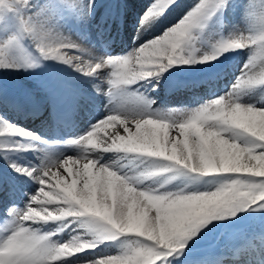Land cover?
Instances as JSON below:
<instances>
[{
	"label": "snow or ice",
	"instance_id": "snow-or-ice-1",
	"mask_svg": "<svg viewBox=\"0 0 264 264\" xmlns=\"http://www.w3.org/2000/svg\"><path fill=\"white\" fill-rule=\"evenodd\" d=\"M173 2L154 0L142 21L162 14ZM224 2L200 0L163 35L133 53L81 63L77 67L88 74L110 68L109 83L119 90L123 85L159 75L175 63H188L190 57L185 47L192 39V30ZM261 20L264 21V16ZM248 46L264 52V23L258 35L237 33L222 41L216 53L202 54V59H214L226 50ZM75 47L78 45L74 43H49L41 51L70 62L79 59L67 56L66 50ZM256 85H264V60L257 65L255 57L250 56L231 92L188 114L179 118L161 117L151 113L146 104L122 107L116 111L118 115L99 120L74 141L84 147L81 156L86 160L91 145L98 153L123 152L169 162L156 165L153 171L122 174L96 158L76 171L68 167L73 177L70 182L58 171L51 173L55 184L45 191L50 170L59 169L61 160L42 169L18 167L17 171L38 181L39 189L30 196L24 210H13L14 219L0 234V264H59L64 258L119 237H128L119 254L96 259L91 264H165L169 256L184 249L187 240L209 221L235 216L242 209L264 208V108L242 104L236 98L240 89ZM130 121L135 132L128 127ZM117 123L127 135L116 132L108 138L110 142L93 143L95 129ZM173 130L176 135L171 137ZM5 134L32 135L0 120V135ZM70 159L63 163L67 165ZM174 169L226 178L214 190L188 193L140 186L144 177ZM69 217L84 218L83 226L92 238L75 235L67 243H54L51 240L54 233H41L32 227L34 223ZM218 264H223V258Z\"/></svg>",
	"mask_w": 264,
	"mask_h": 264
},
{
	"label": "rangeland",
	"instance_id": "rangeland-1",
	"mask_svg": "<svg viewBox=\"0 0 264 264\" xmlns=\"http://www.w3.org/2000/svg\"><path fill=\"white\" fill-rule=\"evenodd\" d=\"M123 1L128 3L132 0ZM135 1L136 0H133V3ZM153 2L154 0H137L135 4L134 13L135 17L138 19L136 28H139L145 33L138 40L137 49L147 42H150L153 38L163 35L166 30L170 29L181 20V18L185 17L200 0H174L162 14L150 16L142 21V17L145 16L146 10ZM111 3L115 5V8L114 6L113 8L118 15V11L121 10L119 9L120 5H122L121 0H5L3 4H0V120L16 126L22 131L27 130L26 132L37 135L30 131L26 125V123H29L26 116H28L29 111H32V107L33 111L34 109H42V107H45V111H47V109L49 110L50 108V103L57 100L58 96H62L61 98L64 99L71 98L69 95L60 91L61 89L59 90L60 81L56 77L57 73L53 71V68L56 69L58 66V68L61 69L57 72H60L64 69L65 65H69L70 68H72L81 64L75 61V59L69 62L50 55H45V53L41 51V48L46 47L49 43H74L78 46L85 45V47L91 50L96 47L100 48L98 41V43H96V41H91L94 34L97 33L92 21L97 19L99 21L98 23L101 25L106 19L105 17L110 16ZM224 3L217 7L198 27L192 30V39L185 47V51L189 53L190 62L175 63L167 67L168 71L175 68V71L178 73L171 77V79L181 74L184 77L186 76L185 79L189 81L182 82L179 85H171L169 82H163L165 75L163 71L157 76L161 80L159 81V85L162 87V92L166 93V91L186 87V84L196 83L197 78L191 80L193 79L191 75L196 74L197 76L202 73L207 74L208 72H216L214 67H217L219 63L225 61V63L228 64L227 82L215 92L208 93V95L214 96L208 98L209 100L203 101V97H206V95H203L202 98L197 97L193 101L190 99L186 100L183 104L176 102L171 105H165L156 108L154 111L155 115L161 117L171 115L179 118L181 115L188 114L210 101L228 94L236 84L238 77L241 76L242 69L250 56L255 57L257 65L264 60V52L258 47L251 46L238 49V51L237 49L234 50L236 52L226 50L222 54H217L214 59H202V54L216 53L217 46L222 41L233 37L237 33H244L245 36L250 34L254 35L246 29V25H244V22L240 18L236 22L228 21L224 24ZM75 5L76 7L78 6L77 8L79 11L77 10L78 12L72 15L73 13L70 9L71 7H75ZM261 12L264 13V8H262ZM260 18L261 17H258L257 20ZM123 20H125V18ZM73 25L75 26L74 30L79 39H74L72 41L66 39L65 36L67 32L70 33L73 31V29H71ZM134 51L136 50L130 49L128 55ZM67 56H77L81 59L85 58L86 60L90 59V55L83 53L79 49H69L67 51ZM40 57L43 58V63L39 61ZM45 64H47V66ZM78 81L79 80L75 78L74 82ZM80 86L81 87H78L76 90L79 98H83L81 96L82 93L87 94L89 91H95L91 88ZM123 90L122 88L119 90L114 88L112 103L115 107H118L117 111L122 107L145 104V96L143 94L135 93L136 91L133 89L130 91ZM236 98L242 104L264 108V85L240 89ZM109 113L112 114L111 112ZM114 114L118 115L116 111ZM21 123H24L26 126ZM108 126L110 127L107 128L105 125H102L97 129L92 137L94 142H110L108 138L116 132L120 135H127L123 126L119 123L115 126L108 124ZM128 127L132 132H135L134 124L129 122ZM102 131H104L106 135L103 136ZM175 135L176 132L174 130L170 132L171 137ZM48 137V139H50L49 141L52 142L47 141L49 142L47 144L56 143L58 141L54 136ZM26 140L25 136L19 134L0 135L1 216H8L9 213L17 207L18 210H24L29 203L30 196L35 194L39 189L37 180L35 183V181L31 180V176L17 171V168L12 166L18 163L17 160L20 158L19 156L22 152L20 150L26 147L24 143ZM30 141V144L36 143L32 140ZM38 153L42 154L41 152ZM113 154L115 157L111 158L109 165H112L115 170L122 174L137 175L140 172L155 170L156 165H166L169 163L162 158H150L138 154H127L123 152H113ZM42 156L43 155L39 157ZM74 157L76 158L68 160L67 165L63 163V160H66L65 158L60 159V168H53L54 172L52 173L58 171L61 176L67 177L70 182L73 177L68 173L67 168L71 167L73 171L82 169L83 164L90 160V158L86 160L83 157ZM100 162L103 163L102 161ZM44 163L47 165L51 164L48 162ZM96 167L97 166L94 165L93 170H96ZM225 178L224 175H211V177L202 180H192V178L186 176L183 171L174 169L170 172H158L155 175L144 177L140 186L143 188H158L160 191L168 192L182 190L188 193L193 191L214 190L217 184ZM54 184L55 177L50 176L45 186V191L50 190ZM49 210H53V207L49 206ZM243 210L245 209L238 211L236 215ZM230 217L235 216H225L222 219H214L209 221L207 225L199 228L196 234L187 240L185 248L169 256L165 264H218L220 258H223V264H264V227L259 223V219L257 220V218H254L246 223L244 227L247 229V232H250L246 239L247 243L243 245L236 244L235 246L229 244L225 240L227 222L230 220ZM83 221L84 218L82 217H69L53 220L51 223L52 227H46L49 228V233L59 225L61 228L66 227L63 231L64 235L69 237V240L75 235L92 238L91 233L83 226ZM9 225L10 222L8 223L7 220L5 221L4 218L0 217V227L4 229V231ZM36 229L40 231V229ZM41 233H47V231L43 229ZM212 238H216L220 242L219 249L216 253L211 254L207 251L200 252L199 250L201 248H199V245L204 244V242ZM127 239L128 237H119L115 240H105L99 243L94 251L88 252L89 254L85 257L86 260L81 259L80 264H91L90 262L96 259L119 254ZM52 242L54 241L52 240ZM92 255L94 257H92ZM66 263L71 264V262L66 261L63 264Z\"/></svg>",
	"mask_w": 264,
	"mask_h": 264
},
{
	"label": "bare ground",
	"instance_id": "bare-ground-1",
	"mask_svg": "<svg viewBox=\"0 0 264 264\" xmlns=\"http://www.w3.org/2000/svg\"><path fill=\"white\" fill-rule=\"evenodd\" d=\"M136 2L137 0L134 3L132 0L131 2H128L129 5L127 2L125 1L123 2L122 5L124 9L125 21L116 22L115 12L112 13L110 16L105 17L106 19L104 20V22H102L101 25L98 23L99 21L97 19H94L92 22L95 29L97 30V33L94 34V37L93 39H91V41H96V43L99 42L98 44L100 48L96 47L93 48V50H91L88 47H85V45L71 48L75 50L79 49L83 53L90 55V59L88 60H86L85 58L83 59L79 58L78 60L75 61H78L79 63H85V62L96 63L107 57L121 58L127 56L129 53L128 51L130 49L137 50V45L139 43L138 40L145 33L139 28H136L138 23V19L137 17H135V13H134ZM113 6L115 5L111 3V9L113 8ZM77 7L75 5V7H71V9L69 8L73 13L72 15H75V13L79 11ZM74 28L75 26L73 25V27L71 28L73 29V31H71L70 33L67 32V35L65 36L66 39L72 41L74 39L75 40L79 39ZM68 50L69 49H67L66 51ZM230 52H236V51L231 50ZM39 61L43 63V58L40 57ZM227 65L228 64H226L225 61L219 63L217 67H215L216 72H213L211 74L212 77L205 78L203 76H200L199 77L201 78L200 81H196V83H192V84H187L186 87L180 89L171 90V92L168 94L162 92V87L159 85V81L161 80L157 75H154L149 79L138 80L130 85H123L121 88L124 89L123 91H127V90L130 91L133 89L136 91L135 93L143 94L145 96V104L147 105L150 112L154 114L156 108L163 107L165 105H171L176 102L183 104L186 102V100L190 99L191 101H193L197 97L202 98L203 95H206V97L205 96L203 97L204 98L203 101L209 100L208 98L214 97L213 95H208V93L211 92L213 93L216 90H218L220 87L225 85V83L228 80ZM110 71H111L110 68L105 67L94 73L88 74L76 66L70 68L69 65H65L62 71L57 72L59 76L58 80L60 81L59 90L61 89L60 91H62L66 95H69L71 98L64 99L61 98L62 96L61 97L58 96V99L55 100L49 108L51 109V111L47 110V112L45 111L44 114L41 115L43 117H47V115L51 117L53 124L56 125L57 127L56 129L55 127H53L54 130L52 129L53 132L51 131V133L59 137V142L49 145H43L40 143L37 146H35L36 149L45 150V153L41 154L43 155L42 157H37L35 150H33L32 146L29 145L27 150H22L21 155L19 156L20 158L17 160L18 163L13 164L15 165L14 168L19 167V168H28V169H42L44 167L43 162H48L52 164L57 161H60V159L62 158L63 159L65 158L67 160L69 157H71L72 159L76 158L74 156H78L80 158L82 157L81 155L84 154V147L80 144L74 143V141H76L82 135L86 134V132L89 131L93 125L99 122V120L106 119L107 116L110 115H115L114 112L117 111L118 109V107H115L114 104L112 103V100L114 98V94H113L114 88L109 83L111 79ZM75 78L78 79L79 81L74 82ZM80 85L84 86L85 88H91L95 91H89V93L87 92V94L82 93L81 96L83 98H79L77 96L76 90L78 87H81ZM109 112H111L112 114H110ZM58 113H59L58 116L54 115ZM104 125L107 128L110 127L108 126V124H104ZM97 129H95V133ZM102 135L103 136L106 135L104 131H102ZM93 143L96 144V142L94 141ZM89 148H90V152L88 158H90V160L92 158L93 159L98 158L103 163L109 164L111 158L115 157L113 152L98 153L97 150L91 145L89 146ZM29 149L32 150L33 154L29 153ZM50 172H54V170H50ZM31 180H34L36 183V180L32 176H31ZM16 210H18V207L16 208ZM12 212L9 213L8 216H0V217L4 218L5 221L7 220L9 223L14 219ZM42 223L46 224L45 222L34 223L32 227L35 229L36 228L40 229L41 232L43 229H45L47 233H49L48 230L49 228L52 227V224L44 225ZM46 226H49V228ZM59 226H57L56 228L57 231L53 232L54 235L51 236V239L55 243H67L69 237H67V235H64V231H63L66 229V227L61 228ZM3 233H4V229L0 227V234ZM87 254H89L87 253V251H82L80 253L75 254L72 257L64 258L61 262H59V264H63L65 263V261L71 262V264H80L81 259L82 260L85 259ZM92 257L94 256L92 255Z\"/></svg>",
	"mask_w": 264,
	"mask_h": 264
},
{
	"label": "trees",
	"instance_id": "trees-1",
	"mask_svg": "<svg viewBox=\"0 0 264 264\" xmlns=\"http://www.w3.org/2000/svg\"><path fill=\"white\" fill-rule=\"evenodd\" d=\"M262 8H264V0H227L226 21L236 22L240 18L252 33L259 34V29L264 21L261 18L257 20V18L264 16V13L261 12ZM183 173L189 178L191 177L192 180H202L212 175H199L190 173L187 170H183ZM254 218L259 219V223L264 227V208L253 207L245 209L235 215V217H230V220L227 222L226 240L230 244H235L236 242L246 243L250 232H247L244 226ZM218 245L219 242L216 238L208 239L207 243L201 246L202 249L200 251L207 250L214 252L218 248Z\"/></svg>",
	"mask_w": 264,
	"mask_h": 264
}]
</instances>
